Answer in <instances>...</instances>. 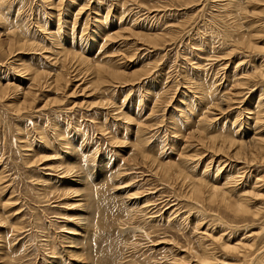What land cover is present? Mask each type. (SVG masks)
Segmentation results:
<instances>
[{
  "label": "rangeland",
  "instance_id": "obj_1",
  "mask_svg": "<svg viewBox=\"0 0 264 264\" xmlns=\"http://www.w3.org/2000/svg\"><path fill=\"white\" fill-rule=\"evenodd\" d=\"M262 107L264 0H0V264H264Z\"/></svg>",
  "mask_w": 264,
  "mask_h": 264
},
{
  "label": "bare ground",
  "instance_id": "obj_2",
  "mask_svg": "<svg viewBox=\"0 0 264 264\" xmlns=\"http://www.w3.org/2000/svg\"><path fill=\"white\" fill-rule=\"evenodd\" d=\"M72 29V28H71ZM144 35V34H143ZM141 36V35H140ZM155 36V35H154ZM150 37V36H149ZM151 38V37H150ZM150 38H144L145 40H148V41H150V42H152V38L150 39ZM15 39H20V38H18V37H15ZM21 40V39H20ZM144 40V41H145ZM155 41V40H154ZM21 43H24V45L26 44L25 43V41H21ZM72 44V43H71ZM21 49H23V48H21ZM24 52V51H23ZM16 53H19V52H16ZM63 53H64V51H63ZM74 52H71V51H69V52H65V59H67V58H69L72 54H73ZM13 55V54H12ZM73 57H75L76 59H79V60H81V61H83L84 59L86 60L87 58H85V57H83L82 55H79V54H73ZM88 60V59H87ZM86 60V61H87ZM87 63L88 62H86V64L85 65H87ZM81 64V63H80ZM28 68H29V66H27ZM90 68H92V67H90ZM27 70V69H26ZM26 70H24V71H26ZM33 70V69H32ZM91 70H93V72H95L96 74H97V79H99V81H100V79L102 80V82H106V79L108 78V77H111V79H115V80H117L118 82L119 81H122V78H123V75L121 74V73H119V72H117V71H114L113 69H111V68H108L107 66L106 67H104V66H102V65H100V64H96L95 65V67H93ZM36 71V70H35ZM27 72V71H26ZM34 73H36L35 75H39V74H37V73H39V72H34ZM32 74V73H31ZM95 74V75H96ZM25 75V74H24ZM30 75V74H29ZM34 75V74H33ZM59 75V74H58ZM62 75V74H61ZM96 77V76H95ZM36 78V77H35ZM59 78H60V76H59ZM40 79V78H39ZM42 79V78H41ZM59 80V79H58ZM95 80H96V78H95ZM97 81V80H96ZM237 81V80H236ZM35 82H36V80H35ZM95 82V81H94ZM237 82H239V84H241V81H237ZM95 85V84H94ZM37 86V85H36ZM40 86H42V85H40ZM43 88V87H42ZM259 95V94H258ZM261 98V97H260ZM261 101V100H260ZM262 103V102H261ZM261 103H260V105H261ZM260 107V106H259ZM262 108H264V107H262ZM253 109V108H252ZM262 110L263 109H260V108H258L257 110L255 109V112H254V114H252V113H249V114H251V115H253V127L255 126V124H256V121L258 120V119H260V118H262L263 116H264V112H262ZM249 111V110H248ZM240 114V113H239ZM241 115V114H240ZM214 119V118H213ZM246 120V119H245ZM241 122H240V126H241ZM255 129V128H254ZM138 131V130H137ZM141 133V132H140ZM142 139V138H141ZM145 139V138H144ZM263 138H260V137H258V138H256L255 140H254V142H255V146H258V149H259V151H261V150H263L264 149V147H263V145H262V140ZM144 141V140H143ZM140 143V142H139ZM143 143V142H142ZM241 150V149H240ZM255 154V153H254ZM248 155H249V153H248ZM252 157V156H251ZM49 159V158H48ZM227 160V159H226ZM158 166H160L161 168H163V169H165V167H172V166H174V165H167V164H159ZM157 166V167H158ZM167 167V168H168ZM65 168V167H64ZM68 169V168H67ZM67 171V170H66ZM69 171V170H68ZM178 175H179V177L180 176H182L183 174H180V173H182L181 171H179L178 170ZM184 177H185V175H183ZM81 183V182H80ZM192 184L193 185H191V187H192V192L193 191H200L201 189H202V187L203 186H197V185H202V184H204V183H201V182H197V183H194V182H192ZM126 186V185H125ZM224 186V185H223ZM212 190H213V192H214V194H217L218 192H219V194H220V191H219V188L218 187H216V186H214V187H212ZM221 197H225L224 196V192H222L221 193ZM9 203H7V202H4V206H7ZM3 205H1V206H3ZM241 210H243V211H247V209H241Z\"/></svg>",
  "mask_w": 264,
  "mask_h": 264
}]
</instances>
